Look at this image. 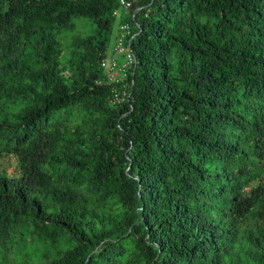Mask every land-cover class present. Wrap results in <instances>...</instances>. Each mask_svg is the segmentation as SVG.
<instances>
[{"label":"trees","instance_id":"16d2710c","mask_svg":"<svg viewBox=\"0 0 264 264\" xmlns=\"http://www.w3.org/2000/svg\"><path fill=\"white\" fill-rule=\"evenodd\" d=\"M120 1L0 0V264H264V0Z\"/></svg>","mask_w":264,"mask_h":264},{"label":"rangeland","instance_id":"374dc122","mask_svg":"<svg viewBox=\"0 0 264 264\" xmlns=\"http://www.w3.org/2000/svg\"><path fill=\"white\" fill-rule=\"evenodd\" d=\"M122 17L123 15L122 13H120L115 20V30L110 43V47L108 49V59H112L115 57L121 63H125L127 59V56L125 55L126 52L121 53L115 50L116 43L119 38L118 31ZM90 33H91V26L89 25V23H87V21L85 20H78L76 21L75 26L67 30L65 35H62L60 38L65 45H68L70 43H73L78 37L88 36ZM127 44L128 43H125L124 45L126 50H127ZM0 170L6 172L10 176L17 175L19 173V166L17 164V159L14 156H10V157L6 156L0 158ZM30 240L31 239L29 238L28 241ZM15 254H17V252L14 254H10L8 257H6L7 258L6 260L11 261V264L12 263L16 264L17 259L15 258L16 256ZM29 264H33V263L30 262Z\"/></svg>","mask_w":264,"mask_h":264},{"label":"built area","instance_id":"2783aa9c","mask_svg":"<svg viewBox=\"0 0 264 264\" xmlns=\"http://www.w3.org/2000/svg\"><path fill=\"white\" fill-rule=\"evenodd\" d=\"M120 7H121L120 10L121 9L130 10L132 8V5L130 2L126 0H121ZM119 14H120V11H116L113 13V16L117 18ZM118 35H119V38L116 43L115 50L121 53L126 52L125 55L127 56V59L125 63H121L115 57L112 59H108L107 57L102 60V63H101L102 68L105 70L106 74L108 75L110 83L119 82L123 77H126L129 68L135 64V59L133 57V53L130 50V46H129L131 43V40L134 38L130 24L128 23L120 24ZM125 43H128L127 50L124 47ZM115 94H116L117 103L123 100L118 97L117 91H115Z\"/></svg>","mask_w":264,"mask_h":264}]
</instances>
